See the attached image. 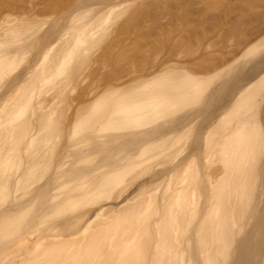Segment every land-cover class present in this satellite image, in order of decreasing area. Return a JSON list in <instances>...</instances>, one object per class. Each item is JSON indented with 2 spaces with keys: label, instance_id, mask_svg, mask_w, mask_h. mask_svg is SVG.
<instances>
[{
  "label": "bare ground",
  "instance_id": "1",
  "mask_svg": "<svg viewBox=\"0 0 264 264\" xmlns=\"http://www.w3.org/2000/svg\"><path fill=\"white\" fill-rule=\"evenodd\" d=\"M224 1L0 0V264H264V64L228 73L264 46V0ZM100 45L113 70L92 71L103 85L68 122L65 93ZM228 67L230 95L181 157L191 114L161 118L207 110ZM161 157L160 193L147 179L121 195Z\"/></svg>",
  "mask_w": 264,
  "mask_h": 264
},
{
  "label": "rangeland",
  "instance_id": "2",
  "mask_svg": "<svg viewBox=\"0 0 264 264\" xmlns=\"http://www.w3.org/2000/svg\"><path fill=\"white\" fill-rule=\"evenodd\" d=\"M224 1V0H223ZM226 1V0H225ZM224 1V3H227V1L225 2ZM230 4H232L233 5V3L234 2H232V0L230 1H228ZM224 3H222V4H224ZM229 3H227V4H225L226 6L229 4ZM229 4V5H230ZM44 37H46V35L44 34V33H39L37 36H36V38L34 37V39H35V47L36 48H39L42 44H43V38ZM226 41V40H225ZM224 41V42H225ZM231 42H233L234 43V41L233 40H231V39H228L227 40V42H225L224 44H223V42L221 43V44H223V45H219L218 47L221 49V51H225L226 53H228V51H229V53H230V51L231 50H233L232 48H234V47H232L234 44H232ZM42 43V44H41ZM262 44H264V43H262ZM262 44H260V45H262ZM221 46V47H220ZM102 45H100V48H97L96 50H94L93 51V49H92V51L90 52V53H88L90 56H88V54H87V61H86V65H84L85 67H83L84 69V71L82 72V70H81V74H80V77L76 80V81H72L71 82V84L69 85V88L67 89V91H66V93H65V96H66V99L69 101V103H71V106L69 107L70 108V110H69V108H68V110H65L66 111V113H64V111H63V114H66V116H68V117H66L65 116V118H67L66 120L68 121V122H70V121H72L73 120V118H74V116L76 115V111L74 110V108H75V106H77L78 105V95H79V93H80V91L82 90V92H83V95H84V97L86 96L87 98H88V95H87V93L88 94H90V93H93V91L95 92V89L97 90L99 87H101L103 84H101L102 82V80L100 81L98 78H97V76L95 77L94 76V74L92 73V71H95V72H105V71H108V70H110V69H112L113 70V68H112V66L114 65L113 63V65L111 64V63H105V64H108V65H103V64H100L99 63V61H97V58H98V56L100 55L99 53H100V51H101V49H102ZM138 47L139 46H137V48L136 49H138ZM141 47V46H140ZM139 47V48H140ZM214 48V47H212L211 49H212V51H214L216 54H219V53H217V52H220V49L219 48ZM222 47H224V48H222ZM230 47V48H229ZM115 48L116 47H114V49H112L113 50V53H114V51H116L115 50ZM135 48V47H134ZM141 48H142V50H141ZM140 48V50L141 51H143V52H145V51H147V54L149 55V52H148V49L149 48H144V47H141ZM144 48V49H143ZM214 48V49H213ZM117 49V48H116ZM218 49H219V51H218ZM223 49V50H222ZM225 49V50H224ZM259 49V51H257V48H256V52L257 53H255V50L253 51V52H250V53H252V55H249V59H248V57H247V59H245L244 58V55H245V53H244V55H243V57L242 56H240L241 58H243L242 59V61H241V58L239 59L240 61H241V63L240 64H238L239 65V67H238V65H237V63H238V61L239 60H237L236 61V63H233V64H235V67H234V65L232 64V66H230V67H234L232 70L230 69V67H228L229 69H227V70H225L226 72V74L225 75H227V72H228V70H231L230 72H228L229 73V75L232 77H230L229 75H227V77H226V79L228 80V78H229V80L231 79V81L233 80L234 82H235V80H236V78L237 79H240V80H244L245 78H250V77H252L251 75H254L253 73H256V71L260 68V66H262V64H264V62H263V58H264V46H261V48H258ZM119 49H117V53L119 52L118 51ZM139 50V49H138ZM149 50H151L152 52H150V55L149 56H152L153 55V52H154V55H153V57H154V59L155 58H159L160 56H163L164 54H163V51L162 50H159V51H155V50H152V49H149ZM89 52V51H88ZM120 53V52H119ZM146 53V52H145ZM224 53V52H223ZM225 53V54H226ZM249 53V54H250ZM163 54V55H162ZM246 54L248 55V53L246 52ZM29 55H32V53L31 54H29L28 53V57L26 58V62H22L21 64H19L18 66H17V68H16V70L14 71V75H16V74H18L19 72L21 73V71H23L24 70V68L28 65V63H29V59L31 58V56H29ZM94 55V56H93ZM122 55V54H121ZM183 53H182V58H183ZM30 57V58H29ZM89 57H91V59L89 58ZM153 57H151V59L153 58ZM246 57V56H245ZM184 58H185V56H184ZM252 59V60H251ZM28 60V61H27ZM246 60V61H245ZM244 61H245V63H244ZM125 62V61H124ZM247 62V63H246ZM263 62V63H262ZM126 63V62H125ZM244 64V65H243ZM231 65V64H230ZM105 66V67H104ZM118 66V65H117ZM117 66H115V67H117ZM243 66V67H242ZM257 66V67H256ZM109 67V68H108ZM114 67V68H115ZM135 67V68H134ZM134 67H129L130 69L129 70H127V72H125L127 75H129V76H134V75H136V74H138V73H140V72H143V71H145L146 69H144V70H142L143 68L141 67V65H139V64H136ZM142 69H141V68ZM148 67V66H147ZM146 67V68H147ZM91 68V69H90ZM238 68V69H237ZM241 68V69H240ZM97 69H98V71H97ZM103 69V70H102ZM137 69V70H136ZM240 69V70H239ZM101 70V71H100ZM238 70V71H237ZM240 71V72H239ZM85 72V73H84ZM89 72V73H88ZM84 73V74H83ZM124 73V74H125ZM244 73V74H243ZM252 73V74H251ZM82 75V76H81ZM99 77V76H98ZM247 78V79H248ZM100 82H99V81ZM228 80V85H227V83L225 84V81H223V82H221L220 80L218 81V83L215 81L214 82V84H216L215 86H216V88H220L222 85V87H221V89H223L222 91H221V89H219V91H218V93H216L215 95H217V96H215V101H213V103L214 104H212V102H210V104H209V106L207 105V110H206V107H205V109L203 110V109H201V108H199L197 105H193V107H191V106H189V109H188V106H187V108H184V110H180V108H178V109H176V110H171V112L167 115V118L166 117H162L161 119L162 120H165L166 122H164V121H162V120H160L159 122H160V124H161V121L166 125L167 123V125L166 126H169L170 124H169V122L171 121V122H177V120L179 121V120H181V118L182 117H184V115L186 116L187 115V112L188 113H190L191 114V117H192V120H193V124H192V130H191V132H189L188 133V137H189V142H190V146H189V148L188 149H185V151H184V154L182 153L181 154V157H183V156H185V155H187L188 153H191V151H193V150H195V147L196 148H198V143H200L201 144V140L199 141V137H196L197 135H198V133L199 132H202V129L205 127V126H207V124H209V121H211L212 119H214V117H215V115H216V113L218 112V110H216L217 108H218V106H219V103H220V100H222V98H224L222 95H230L229 93L230 92H228L232 87V85H234L233 83H231L230 84V82L231 81H229ZM232 81V82H233ZM220 82H221V85L218 87V84H220ZM227 82V81H226ZM223 83V84H222ZM76 85V86H75ZM227 85V86H226ZM92 86V87H91ZM99 86V87H98ZM214 86V87H215ZM229 88V89H228ZM90 89V90H89ZM225 89V90H224ZM222 93H224V94H222ZM231 91V90H230ZM210 92V91H209ZM208 92V93H209ZM221 93V94H220ZM218 94H219V96H218ZM45 95H47V97L45 96ZM52 95V96H51ZM53 96H54V94H50V92H46L44 95H43V100L45 101V103H44V105H46V103H47V105H49L50 103H51V100L53 99ZM221 99H220V98ZM226 97V96H225ZM46 98V99H45ZM218 101V102H217ZM258 101L260 102L259 104V114H260V116H261V118L263 117V121H264V93L262 94V95H259V97H258ZM49 102V103H48ZM78 102V103H77ZM72 103L74 104L73 106H72ZM210 105H214V106H210ZM218 105V106H217ZM197 106V107H196ZM217 106V107H216ZM72 107V108H71ZM216 109H215V108ZM197 108H199L200 110H198ZM211 108V109H210ZM214 108V109H213ZM182 109V108H181ZM186 109V110H185ZM67 113H68V115H67ZM172 114H173V116H172ZM175 114V115H174ZM73 115V116H72ZM170 116V117H169ZM170 119H169V118ZM163 118H165V119H163ZM166 119H169V120H166ZM70 120V121H69ZM175 120V121H174ZM263 124H264V122H262ZM197 132V133H196ZM183 134V132H181V135ZM189 134H190V136H189ZM200 134V133H199ZM179 135H180V133L177 135V136H175L174 135V138H173V136L171 137V138H173L174 140L173 141H175V138H176V140H177V138H179ZM180 135V137L182 138V136L184 135H182L181 136ZM263 136H264V126H263ZM184 138V137H183ZM183 138L181 139V141L183 140ZM198 138V141L196 142V139ZM184 140H185V138H184ZM191 140V141H190ZM180 141V142H181ZM183 142V141H182ZM182 142L178 145V147H180L181 146V144H182ZM196 142V143H195ZM196 144V146H194ZM199 144V147H201V145ZM194 146V147H193ZM193 147V148H192ZM190 149H193V150H190ZM190 151V152H189ZM180 157V156H179ZM198 157V156H197ZM200 157H198V159H199ZM202 158H204V159H206L207 157H205V156H203ZM162 159V157L159 159L158 158V160L157 159H155V161L156 162H158V163H156L154 160L151 162H149L148 164H152L151 166L149 165V167H150V169L149 170H147V172H145V170L143 171L142 170V173L139 175L138 173L139 172H141V169H139V171L137 170V174H135V176L137 177V178H135V179H133V177H135V176H131L130 178H131V181H128V183H130V185H129V187L126 189V191L123 189V192L121 191V195L123 196L124 195V197L128 194L129 195V193H131V192H133L135 189H137V186H138V184H140V183H142L143 181L144 182H147V179H148V182L150 183H148L149 185L147 186V188L149 187V189H152L153 191H154V189L156 190L158 187V193H160V191H161V189H162V183H163V179H161V178H163L162 177V173L164 172V171H166L165 169H167V168H169L170 167V162H168L167 161V159H165L164 157H163V159ZM160 160V161H159ZM166 160V161H165ZM162 161V162H161ZM160 162V163H159ZM165 162V163H164ZM154 163H155V165H154ZM172 163V162H171ZM170 164V165H169ZM216 167H220V165L219 164H217L216 163ZM207 166H209V164L207 165ZM207 166H204V167H202V169H201V173L202 172H206V169H207V172H206V174L207 173H211L210 172V168L209 167H207ZM144 167V166H143ZM148 167V166H147ZM142 168V167H141ZM152 168V169H151ZM203 168H204V170H203ZM220 169V168H219ZM163 171V172H162ZM218 172H220V171H218ZM155 173V174H154ZM154 174V175H153ZM158 174V175H157ZM152 175V176H151ZM161 175V176H160ZM156 176V177H155ZM160 176V177H159ZM153 177H155V178H153ZM150 179V180H149ZM158 181H157V180ZM161 179V180H160ZM134 180V182H132ZM133 183V184H132ZM132 185V186H131ZM133 190V191H132ZM124 193V194H123ZM116 195V194H115ZM114 195V197L115 198H117V196H115ZM117 195H118V193H117ZM127 195V196H128ZM122 196H119V199L117 200V201H120L122 198H124V197H122ZM126 196V197H127ZM115 198H114V200H115ZM113 200V199H112ZM109 204H111L113 201H111V199L109 200ZM113 204V203H112Z\"/></svg>",
  "mask_w": 264,
  "mask_h": 264
}]
</instances>
